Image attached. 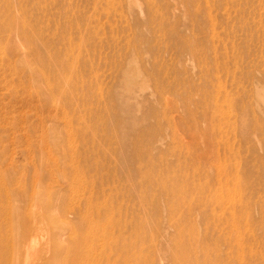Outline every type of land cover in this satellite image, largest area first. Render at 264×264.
<instances>
[{"label": "rangeland", "instance_id": "1", "mask_svg": "<svg viewBox=\"0 0 264 264\" xmlns=\"http://www.w3.org/2000/svg\"><path fill=\"white\" fill-rule=\"evenodd\" d=\"M181 228L264 264V0H0V264H180Z\"/></svg>", "mask_w": 264, "mask_h": 264}, {"label": "bare ground", "instance_id": "2", "mask_svg": "<svg viewBox=\"0 0 264 264\" xmlns=\"http://www.w3.org/2000/svg\"><path fill=\"white\" fill-rule=\"evenodd\" d=\"M67 85V84H66ZM66 85H65V87H66ZM236 179V178H235ZM236 185V184H235ZM223 188L225 189L226 188V185H225V187L223 186ZM233 190H234V188H233ZM236 191H237V189H235ZM229 191V190H228ZM235 191V192H236ZM234 192V191H233ZM34 193V192H33ZM226 195L228 196V197H231L232 195H233V198H234V195H235V193L234 194H232V192H228V193H226ZM233 198L231 199V200H233ZM32 204V203H31ZM181 227V226H180ZM97 229H101L100 227H96ZM197 230V229H196ZM238 230V229H237ZM178 231V230H177ZM180 232H181V234H178L177 235V237L176 238H174V247H175V261L177 262H180V264H181V260H182V250H183V248H185L186 246H185V244H184V240H185V236H184V234H186V232H184L185 230H183L182 228L179 230ZM188 231H189V233H191L190 235H188L189 236V238H190V240H195V241H197V239H198V236L196 237L195 236V225H192L191 227H189V229H188ZM237 232H239V231H236V233ZM179 233V232H178ZM238 235V234H237ZM239 236V235H238ZM9 237V236H8ZM239 237H241V236H239ZM188 238V239H189ZM199 238H200V236H199ZM131 241V240H130ZM129 241V242H130ZM198 241H199V239H198ZM131 242H134V241H131ZM194 242V241H193ZM190 244V243H189ZM191 244H193V243H191ZM195 246V245H194ZM239 247H241V246H239ZM243 247V246H242ZM197 248V247H196ZM198 249V248H197ZM241 249V248H240ZM194 250H196V249H194ZM243 250V249H242ZM135 253V252H134ZM184 253V252H183ZM190 256V255H189ZM206 263V262H205ZM188 264H191V263H188Z\"/></svg>", "mask_w": 264, "mask_h": 264}]
</instances>
